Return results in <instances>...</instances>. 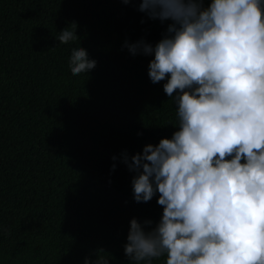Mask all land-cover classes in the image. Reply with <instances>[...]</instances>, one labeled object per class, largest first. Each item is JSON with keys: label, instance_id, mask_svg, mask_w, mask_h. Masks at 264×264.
Masks as SVG:
<instances>
[{"label": "trees", "instance_id": "trees-1", "mask_svg": "<svg viewBox=\"0 0 264 264\" xmlns=\"http://www.w3.org/2000/svg\"><path fill=\"white\" fill-rule=\"evenodd\" d=\"M139 2L0 0V264H83L98 252L134 264L123 253L129 220L151 221L145 231L159 221V194L134 202L120 162L178 130L166 80L147 76L152 57L122 47L154 45L169 23ZM73 21L77 42L57 43ZM76 45L96 61L85 76L68 67Z\"/></svg>", "mask_w": 264, "mask_h": 264}, {"label": "clouds", "instance_id": "clouds-1", "mask_svg": "<svg viewBox=\"0 0 264 264\" xmlns=\"http://www.w3.org/2000/svg\"><path fill=\"white\" fill-rule=\"evenodd\" d=\"M136 10L169 22L154 45L140 39L122 47L152 57L147 76L166 80L178 130L121 154L133 173V201L158 193L162 206L148 231L151 221L129 220L124 255L134 264L162 256L164 264H264V0L206 7L203 0H140ZM55 37L76 41L75 22ZM95 65L85 49L71 48L73 75ZM83 264H109V257L98 252Z\"/></svg>", "mask_w": 264, "mask_h": 264}]
</instances>
